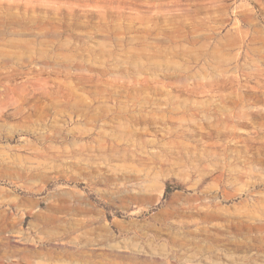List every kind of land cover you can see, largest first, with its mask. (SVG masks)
Instances as JSON below:
<instances>
[{"label":"rangeland","instance_id":"374dc122","mask_svg":"<svg viewBox=\"0 0 264 264\" xmlns=\"http://www.w3.org/2000/svg\"><path fill=\"white\" fill-rule=\"evenodd\" d=\"M0 264H264V0H0Z\"/></svg>","mask_w":264,"mask_h":264},{"label":"bare ground","instance_id":"6f19581e","mask_svg":"<svg viewBox=\"0 0 264 264\" xmlns=\"http://www.w3.org/2000/svg\"><path fill=\"white\" fill-rule=\"evenodd\" d=\"M30 251H31V250H30ZM22 253H25V252H22ZM26 254H27V253H26ZM32 255H33V254H32ZM23 257L25 258V256H24V255H23ZM26 257H27V256H26ZM24 258H23V259H24Z\"/></svg>","mask_w":264,"mask_h":264}]
</instances>
